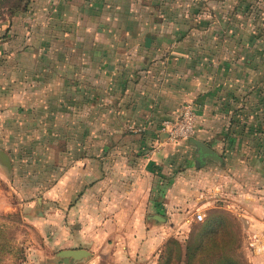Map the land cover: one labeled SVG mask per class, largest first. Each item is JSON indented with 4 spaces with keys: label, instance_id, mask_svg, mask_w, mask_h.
<instances>
[{
    "label": "crops",
    "instance_id": "crops-1",
    "mask_svg": "<svg viewBox=\"0 0 264 264\" xmlns=\"http://www.w3.org/2000/svg\"><path fill=\"white\" fill-rule=\"evenodd\" d=\"M227 2L0 0V92L54 143L70 132L51 156L72 198L62 250L153 258L194 187L264 264V0ZM186 103L217 159L160 133Z\"/></svg>",
    "mask_w": 264,
    "mask_h": 264
},
{
    "label": "rangeland",
    "instance_id": "rangeland-1",
    "mask_svg": "<svg viewBox=\"0 0 264 264\" xmlns=\"http://www.w3.org/2000/svg\"><path fill=\"white\" fill-rule=\"evenodd\" d=\"M227 3L226 0V7ZM10 106L0 92V149L12 159L10 169L0 163V264H219L224 259L223 264H228L229 259L243 264L241 246L245 228L240 226L238 215L216 204L201 206L194 187L185 196V204L178 206L175 226L164 227L166 235L163 230V243L153 258L152 254L144 259L111 258L110 251L105 250L102 257L90 255L64 263L58 253L67 236L62 223H67L72 198L67 183L61 189L56 187L63 172L56 168L51 156L68 151L70 132L61 131L54 143L57 139L53 140V132L40 131L36 123H26L21 113L11 112ZM44 154L50 156L45 159L47 163L38 161ZM198 213L203 214L200 221L196 219ZM158 214L162 215L161 218L158 215L157 221L169 222L165 213L158 211ZM205 237L216 238V242L204 240Z\"/></svg>",
    "mask_w": 264,
    "mask_h": 264
},
{
    "label": "built area",
    "instance_id": "built-area-1",
    "mask_svg": "<svg viewBox=\"0 0 264 264\" xmlns=\"http://www.w3.org/2000/svg\"><path fill=\"white\" fill-rule=\"evenodd\" d=\"M197 112L191 103H186L179 109L176 120H164L160 126V133L169 141L188 140L191 138L196 129ZM198 221L203 219V214L196 215Z\"/></svg>",
    "mask_w": 264,
    "mask_h": 264
},
{
    "label": "water",
    "instance_id": "water-1",
    "mask_svg": "<svg viewBox=\"0 0 264 264\" xmlns=\"http://www.w3.org/2000/svg\"><path fill=\"white\" fill-rule=\"evenodd\" d=\"M191 142L195 144L199 148V153L202 156H209L211 159H217L216 154L210 150V148L206 147L203 143L198 142L192 138H189ZM0 163L5 166L7 169L11 168L9 155L2 149H0ZM90 253L84 249H64L58 253V256L62 258L64 263H68L70 261H77L80 259H87Z\"/></svg>",
    "mask_w": 264,
    "mask_h": 264
},
{
    "label": "trees",
    "instance_id": "trees-1",
    "mask_svg": "<svg viewBox=\"0 0 264 264\" xmlns=\"http://www.w3.org/2000/svg\"><path fill=\"white\" fill-rule=\"evenodd\" d=\"M221 236H219V239H221L220 238ZM208 239H212V240H214L215 242H216V238L214 239V238H207V237H205L204 238V240H208ZM229 244H231V242H229ZM220 247H223V243L222 244H220ZM189 249V248H188ZM195 251V250H194ZM202 252H204L205 253V255H208L209 253H208V251H200V253H202ZM169 253H170V251H168V255H169ZM229 262H228V264H236L234 261H232V260H228ZM225 263L226 262V259H224V260H222V261H219V264H223V263Z\"/></svg>",
    "mask_w": 264,
    "mask_h": 264
}]
</instances>
